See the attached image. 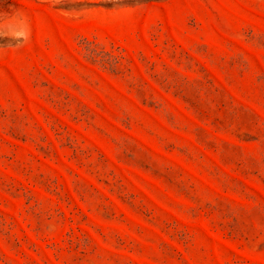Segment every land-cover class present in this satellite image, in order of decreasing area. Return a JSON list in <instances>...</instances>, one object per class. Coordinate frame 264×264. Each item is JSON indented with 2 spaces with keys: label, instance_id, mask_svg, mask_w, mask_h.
I'll use <instances>...</instances> for the list:
<instances>
[{
  "label": "rangeland",
  "instance_id": "374dc122",
  "mask_svg": "<svg viewBox=\"0 0 264 264\" xmlns=\"http://www.w3.org/2000/svg\"><path fill=\"white\" fill-rule=\"evenodd\" d=\"M0 264H264V0H0Z\"/></svg>",
  "mask_w": 264,
  "mask_h": 264
},
{
  "label": "clouds",
  "instance_id": "9594fccd",
  "mask_svg": "<svg viewBox=\"0 0 264 264\" xmlns=\"http://www.w3.org/2000/svg\"><path fill=\"white\" fill-rule=\"evenodd\" d=\"M0 37H8L14 41L10 48L20 49L32 39V27L29 17L19 9L4 11L0 9Z\"/></svg>",
  "mask_w": 264,
  "mask_h": 264
}]
</instances>
